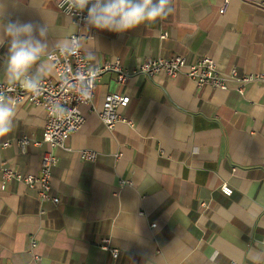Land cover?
<instances>
[{"label":"crops","instance_id":"obj_1","mask_svg":"<svg viewBox=\"0 0 264 264\" xmlns=\"http://www.w3.org/2000/svg\"><path fill=\"white\" fill-rule=\"evenodd\" d=\"M58 2L8 0L5 19L45 18L51 46L76 23ZM76 24L94 67L120 62L132 72L148 59L180 55L189 63L211 57L240 77L264 72V0H175L166 21L119 35ZM6 55L0 47V78ZM240 87H199L166 74L120 83L105 72L92 105L81 107L84 127L55 151L59 204L17 181L2 190L4 165L38 175L49 147L32 144L23 153L0 141V264H264V84L243 94ZM110 93L131 97L121 113L133 125L109 130L101 121ZM45 117L43 107L20 102L7 142L41 141ZM83 150L97 160H84Z\"/></svg>","mask_w":264,"mask_h":264},{"label":"built area","instance_id":"obj_2","mask_svg":"<svg viewBox=\"0 0 264 264\" xmlns=\"http://www.w3.org/2000/svg\"><path fill=\"white\" fill-rule=\"evenodd\" d=\"M63 4V0H59L58 8L64 14L73 18L79 25L87 26V13H72L68 11L67 5ZM90 31L88 37H92ZM81 41V37L75 34ZM163 37H166L163 35ZM1 59V56H0ZM55 70V76L45 78L42 84L43 92L39 96L26 93L18 86L4 84L0 82V87L4 91L9 88H14L10 95H13L20 102H29L30 104L43 107L45 109L46 124L43 131L41 141H32L28 137L19 139L10 145H17L23 153H26L28 148L35 144L37 146L46 145L49 147L41 156V173L23 174L17 171L12 165L7 164L2 167V190L10 181H17L25 184L29 189L38 192L42 201H52L54 204H59L60 199L53 192L52 179L53 167L57 164V156L55 151L58 148L64 147L67 140L76 132L80 131L85 123L86 118L81 107H89L92 105V100L96 92V82L107 71H114L118 74L120 83H126L128 77L134 74H144L150 78H155L161 74H166L170 79L175 80L180 76H185L193 80L199 87H212L223 91H229L232 82H239L241 87L239 92H245V86L250 84H264V72L247 74L242 77L238 75L236 69L225 73L219 70L214 59L204 56L195 63H189L183 56L177 55L172 58H151L143 62L132 72L116 62L108 64L104 67H94L88 55L80 48L71 56H61L58 58ZM86 85L90 84L91 97L84 100L80 95V88L83 87L81 82ZM131 103L129 95L121 93H110L104 99L103 110L99 113L101 121L109 130H114L118 123H127L133 125V121L126 118L121 109H126ZM54 105H59L66 110V114L61 116L55 109ZM81 156L87 161H96L98 154L93 150H83ZM222 192L231 196L233 189L225 184L221 187ZM32 248L37 246L36 240L31 241ZM112 255L117 258L119 251L110 249ZM36 261H41V258L35 256Z\"/></svg>","mask_w":264,"mask_h":264},{"label":"clouds","instance_id":"obj_3","mask_svg":"<svg viewBox=\"0 0 264 264\" xmlns=\"http://www.w3.org/2000/svg\"><path fill=\"white\" fill-rule=\"evenodd\" d=\"M8 0H0V47H7L2 81L18 86L26 93L39 96L43 92L44 79L53 73L58 58L75 54L81 41L75 33L78 25L61 30L54 44L50 46L48 36L50 26L44 18L43 24L19 19H5ZM68 11L87 12L85 18L89 28L115 34H125L141 28L151 27L166 21L175 12V0H63L61 7ZM91 58V56H90ZM79 92L84 100L90 99V84L81 82ZM0 87V141L8 147L7 138L17 128L18 99ZM55 111L63 116L66 110L54 105Z\"/></svg>","mask_w":264,"mask_h":264},{"label":"bare ground","instance_id":"obj_4","mask_svg":"<svg viewBox=\"0 0 264 264\" xmlns=\"http://www.w3.org/2000/svg\"><path fill=\"white\" fill-rule=\"evenodd\" d=\"M233 193H234V191H233ZM232 195H233V194H232ZM232 195H231V196H232Z\"/></svg>","mask_w":264,"mask_h":264}]
</instances>
